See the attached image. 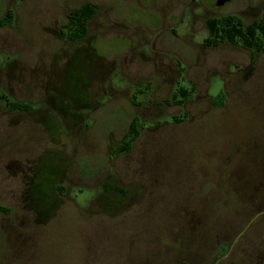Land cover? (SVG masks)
Masks as SVG:
<instances>
[{"label":"rangeland","instance_id":"1","mask_svg":"<svg viewBox=\"0 0 264 264\" xmlns=\"http://www.w3.org/2000/svg\"><path fill=\"white\" fill-rule=\"evenodd\" d=\"M85 3L96 13L72 41L67 13ZM262 6L0 0V18L11 12L0 27V264H264V55L205 43L206 20L247 23ZM179 87L191 92L181 103ZM134 118L131 151L114 155ZM110 180L139 198L111 213L82 206ZM168 206L169 235L156 239ZM198 217V232L181 233Z\"/></svg>","mask_w":264,"mask_h":264},{"label":"trees","instance_id":"2","mask_svg":"<svg viewBox=\"0 0 264 264\" xmlns=\"http://www.w3.org/2000/svg\"><path fill=\"white\" fill-rule=\"evenodd\" d=\"M97 7L90 3H85L81 7L72 9L67 13L68 22L66 25V31L68 37L72 41L81 40L87 32V23L89 19L96 13ZM11 12L7 11L6 15L0 18V27H3L10 23ZM264 20V19H263ZM255 22L250 26H245L244 22L235 15H224L219 18L210 21V31L208 37L205 39V43L208 46L219 44L222 42H228L231 44H239L245 49H255L256 51L264 54V44L261 43V34L264 35V21ZM190 91L186 88L180 87L175 94L174 98L178 103L183 102L190 95ZM1 98L5 99L3 95ZM225 100V94L223 90H219L215 96L213 104L216 107L222 106ZM7 107L11 111H28L30 105L25 103H17L13 101H7ZM138 122L134 119L129 131L124 136L123 145L118 152H128L131 149V145L138 135ZM0 211L7 213L8 209L0 205Z\"/></svg>","mask_w":264,"mask_h":264},{"label":"flooded vegetation","instance_id":"3","mask_svg":"<svg viewBox=\"0 0 264 264\" xmlns=\"http://www.w3.org/2000/svg\"><path fill=\"white\" fill-rule=\"evenodd\" d=\"M219 1H221V0H214V5L216 7H221V6H224L225 4H230V3H232L233 0H222L224 2L222 4H220V5H218L217 3ZM260 8H261V10L259 11L258 16L254 17L252 19V21L244 23L245 26L253 25V24H255V22H261L264 19V6H262ZM235 16H237V15H235ZM237 17H239V16H237ZM217 18H219V17H217ZM213 19H216V18H211V19H208V20L205 21V27L208 30V35H209V31H210L209 23ZM87 25H88V23H87ZM261 43H262V45L264 44V35H262V34H261ZM247 50L251 51L253 54H263V53H260V52L256 51L255 49H247ZM178 89H180V87L177 88L175 90V92ZM175 92H174V94H175ZM174 94L172 95V99L174 98ZM134 119H137L138 124H140L139 118H134ZM123 139H124V137L122 138V140L120 142V146H118L116 148L115 152H114V155H116V156L122 155V154H125V153H128V152L131 151V149H130V151H128V152H118V149H120L122 147V145H123ZM131 147H132V145H131ZM230 172H231V174H230L231 178H232V176H236L237 177V174H236V172L234 170H231ZM53 188L56 189L55 190L56 192H59V193H57V197H58V194L62 195L63 192L64 193H68L67 188L66 189L64 188L62 190L58 186H54L52 184L51 190ZM91 191H89V193H91ZM78 192H82L83 193L84 191L83 190H78ZM85 192L87 193V190ZM50 197H51V199L54 202L53 207H52V211H51L53 213V211L57 208L58 199H57L56 196H53V195H51ZM135 198L136 199L139 198V192L135 189V186L134 187H125V186L119 184L118 182H116L115 180H110V181L104 182L103 184H100L98 186V189L93 191V194L91 196L88 195L87 199H85V201H84L82 206H84V207L86 206L88 208L96 207V208H98V211L100 210L102 212H110L111 213L114 210L120 209L122 207H125L129 203H132ZM169 208H170L169 206L167 208H162V210L166 209V212H164V214H163V216L161 218L162 224H163V227H162V230H161V235L155 236L156 239H158L160 237V240H162V239L165 238L164 236H168L169 235V232H168L169 231V222H170L169 221ZM176 208L183 210L182 215H185L187 213V211L190 210L189 208H187L185 210V208H186L185 204L176 205ZM199 209L200 208L198 207V210ZM173 211H175V209ZM147 223L150 224L149 222H147ZM194 227H195V229H194L195 231H197L198 229L202 228V224L200 222L199 217L197 218V220L196 219L194 221H187L186 220V221L183 222V224L181 226L178 225V229L181 231V233L184 232L183 230H185V231L186 230H192V228H194ZM151 230H153L152 227H151ZM184 235H185V233H184ZM191 244H193V243H190V245ZM167 246H168L167 244H165L163 241H161V248H159V249H161V254L162 255L165 254V250H167ZM155 247L157 248V246H155ZM225 249H228V248L225 247ZM165 261L166 260H164V259L159 257L157 259V264H165Z\"/></svg>","mask_w":264,"mask_h":264},{"label":"water","instance_id":"4","mask_svg":"<svg viewBox=\"0 0 264 264\" xmlns=\"http://www.w3.org/2000/svg\"><path fill=\"white\" fill-rule=\"evenodd\" d=\"M223 2H224V1L221 0V1H219L217 4L220 5V4H222Z\"/></svg>","mask_w":264,"mask_h":264}]
</instances>
